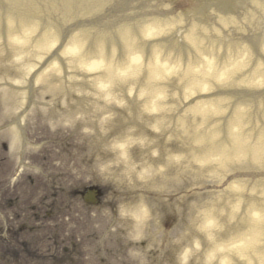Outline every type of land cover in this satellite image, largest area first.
<instances>
[{"label": "rangeland", "instance_id": "374dc122", "mask_svg": "<svg viewBox=\"0 0 264 264\" xmlns=\"http://www.w3.org/2000/svg\"><path fill=\"white\" fill-rule=\"evenodd\" d=\"M150 1L136 3L145 6ZM235 1L203 0L206 5L198 16L186 0L158 1L157 8L178 19L181 26L171 38L172 51H187L182 25L195 22L206 30L200 47L219 56L229 36L209 42L207 34L218 25V17L224 16L232 19L233 25H246L242 37L263 38L264 22L254 23L259 9L248 10V1L241 5ZM246 11L253 15L250 22ZM64 24L59 25L60 33ZM92 25H85V40L102 30ZM234 30L231 28L230 37L237 39ZM104 39L105 44L112 39L113 47L119 46L116 32ZM30 42L9 43L4 28L1 30L0 264H264L253 250L240 255L238 246L227 243L235 231L246 227L242 218L248 217V203L259 206L264 200V163L243 166L241 159H234L220 167L218 160L197 161L187 155L197 143L189 140L177 123L193 117L189 105L211 96V91L200 92L196 98L198 94L186 93L179 81L168 79L170 75L153 80L163 86V127L140 130L151 116L140 107L144 95L135 90L139 82L133 79L141 77L142 71L132 78L115 77L108 84L112 95L123 99L122 105H117L103 99L101 90L89 84L81 68L73 65L64 72L63 60L69 55L51 56L50 64L41 58L45 50L33 49ZM57 47L55 42L49 51ZM252 55L249 50V57ZM38 58L41 63L31 67ZM259 98L264 107V93ZM133 99L134 109L129 111L124 103ZM232 101L226 95L221 101L224 112L209 117L207 126L204 122L197 126L217 127L223 135ZM5 107L8 109L2 111ZM66 112H71L72 120L58 116ZM16 118L20 129L16 128L17 141L9 150L10 129ZM262 119L259 116L246 122L243 136L251 140L264 132ZM138 133L142 140L134 139ZM126 136L131 140L126 145L129 169L108 148L111 141ZM170 153L176 158L168 162ZM147 166L152 171L144 177L161 181L159 187L147 188L146 179L140 177L142 167ZM90 187L101 196L94 208L79 199L85 190L82 195L78 190ZM140 202L147 211L140 222V234L135 236L129 210ZM208 211L216 215L215 225L205 226ZM258 238L264 239V228ZM218 243L221 245H215Z\"/></svg>", "mask_w": 264, "mask_h": 264}, {"label": "bare ground", "instance_id": "6f19581e", "mask_svg": "<svg viewBox=\"0 0 264 264\" xmlns=\"http://www.w3.org/2000/svg\"><path fill=\"white\" fill-rule=\"evenodd\" d=\"M145 1L147 0H140L141 3ZM158 1L161 0H151L140 7L136 0H0V33L4 28V36L9 43L23 44L31 40L30 47L45 50L41 58L45 57L50 64H53L54 59L51 56L69 55L63 60L64 72L66 73L67 68L73 65L81 68L85 71L83 76L89 84L101 90L100 94L105 96L103 99L113 100L117 105H122L123 99L114 97L108 84L115 77L132 78L137 72L142 71L141 77L133 80L139 82L138 88L135 89L136 94L144 95L139 102L140 107L151 116L148 121H144L140 130L147 128L158 131L163 127L164 105L160 101L163 86L161 81L153 80H162L170 75L172 77L168 79L179 81L186 93L198 94L196 98L201 96L200 92L211 91V96L205 99L197 98L189 105L188 111L194 115L193 117L179 119L177 122L188 139L197 143L196 149L187 150V155L197 161L218 160L220 167L221 164L234 159H241L240 165L243 166L263 164L264 132L258 133L251 140L243 134L246 131L244 124L250 120H257L259 116L263 118L260 125L264 127V117H261L264 114V107L259 104L263 101L259 97L263 98L264 93V37L255 38L251 35L242 37L240 33L246 30V25L240 20L239 23L242 25H233L232 19L224 16L218 17V25L210 28L211 35L207 34L210 38L209 42H217L220 38L229 36L224 51H221L219 56L212 54L203 46L200 47V39L205 37L206 30H201L202 28L196 26L195 22L182 25L184 42L189 44L185 46L187 51H172L171 38L176 36L177 29L181 26L176 23L178 19H171L164 10L161 12L157 8ZM186 1L196 16L206 5L203 0ZM193 1L196 3L193 4ZM247 1L248 10L257 8L262 11L261 14L259 10L257 11L258 15L255 16L254 23L264 22V0L235 2L241 5ZM244 15H247L246 18L250 22L253 15L251 16L247 11ZM115 21L116 24L112 26ZM221 21L225 25L221 24ZM60 23H66L62 26V33L59 29ZM86 24H93L92 26H97L96 29L101 28V33L96 31L95 36H89V40H85ZM231 28L237 32V39L230 37ZM218 31L221 34H217ZM114 32L119 35L117 48L111 44L112 39H109L111 42L108 44H105L106 38L104 39L108 33ZM260 34L264 35V29ZM138 39L141 40L140 43ZM55 42H58V47L50 52ZM146 46L148 49L144 51L147 54H143V48ZM249 50L253 54L250 57ZM188 51L191 52L190 55ZM40 63L38 58L31 67H37ZM252 85L257 86L252 87ZM93 92L95 93L94 90ZM224 95L231 96L233 108L227 122L224 123L223 135H219L220 129L217 127L208 130L204 125L197 126L198 122H204L207 126L208 121L210 122L209 117L224 112L221 102L225 99ZM132 102H135V99L124 103L129 111L134 109ZM246 109L250 111L244 112ZM77 113L78 116L82 115ZM58 116H64V120L66 118L68 121L72 120L71 112ZM10 131L14 146L16 130L12 128ZM134 139L142 140V135L138 133ZM130 142L131 140L126 136L108 144V148L114 152V158L123 159L128 169L131 165L127 160L126 145ZM175 158L176 155L170 153L167 160L170 162ZM142 168L140 174L143 176L140 177L145 178L144 176L148 175L152 168L150 166ZM145 179L149 189L160 186L161 181L157 182L154 178ZM247 206L248 217L242 218L246 227L235 231L227 243L238 246L237 252L240 255L247 250H253L259 262H264V239L258 238L264 228V200L259 206L253 201ZM146 211L143 202L129 210V214L134 219L131 230L135 229L133 231L135 236L140 234V222ZM204 220L205 226L215 225L217 222L216 215L212 211L206 212Z\"/></svg>", "mask_w": 264, "mask_h": 264}]
</instances>
